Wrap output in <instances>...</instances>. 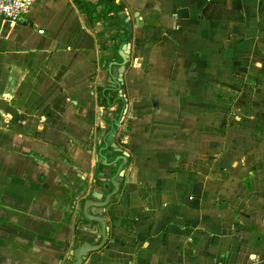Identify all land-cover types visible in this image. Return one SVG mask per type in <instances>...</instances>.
<instances>
[{
    "label": "crops",
    "instance_id": "0c3cea01",
    "mask_svg": "<svg viewBox=\"0 0 264 264\" xmlns=\"http://www.w3.org/2000/svg\"><path fill=\"white\" fill-rule=\"evenodd\" d=\"M119 121L124 180L83 264H264V0H36L0 19V264L100 241L82 207L112 189L122 153H99Z\"/></svg>",
    "mask_w": 264,
    "mask_h": 264
},
{
    "label": "water",
    "instance_id": "95a60500",
    "mask_svg": "<svg viewBox=\"0 0 264 264\" xmlns=\"http://www.w3.org/2000/svg\"><path fill=\"white\" fill-rule=\"evenodd\" d=\"M125 13V11H118L117 14L118 16H123V14ZM136 18V22L139 23L138 18L139 15L136 14L135 15ZM131 20V18L127 19V22H129ZM118 38H121V35H118ZM131 45L130 43H128L127 41H125L124 45H123V52L120 54L121 58L123 60V64L119 67V71L115 68L113 71V75H118L121 74L123 75L127 64H128V60H129V49H130ZM119 79L118 84L114 87L117 88H121L122 91V95L123 97L125 96V89H123V78H117ZM113 78L110 79L109 83V87L112 88V82H113ZM108 87V88H109ZM124 99V98H123ZM121 123L119 122H114V125L112 127V131L110 132H106V133H102V137H105L107 134V137H105V147L100 149V153H99V157H103V152L106 151L107 152V156H108V160H109V164L113 163V158H114V154L116 153H122V156L115 161V163H117L118 161H121L118 169H116L115 173L112 175L111 177V184H112V189L107 193L106 196H104V194H100V193H96L94 192L92 194V197L87 199L84 203V206L82 207L83 209V215L84 217L90 221V222H95L100 224L101 226V233H102V237L100 239V241L96 244V245H90V244H84L80 247H76V249H74L73 251H71L70 253V257L68 258V261H73L75 260L73 263L71 264H83L84 261L87 259V257L96 251L101 250L107 243L108 238H109V231L110 228L108 227L105 218L103 217L104 214V208L107 207L113 200V197L119 192L120 187L122 185V182L124 180V174H125V170L127 168V163H128V158L129 155L127 153H125L121 148L118 147V145L115 142V138L116 135L118 134V128H120ZM113 163V164H115ZM92 223H88L86 225H84V227H87L89 229H93L94 225H92Z\"/></svg>",
    "mask_w": 264,
    "mask_h": 264
},
{
    "label": "built area",
    "instance_id": "2783aa9c",
    "mask_svg": "<svg viewBox=\"0 0 264 264\" xmlns=\"http://www.w3.org/2000/svg\"><path fill=\"white\" fill-rule=\"evenodd\" d=\"M36 0H0V19L13 23L26 20Z\"/></svg>",
    "mask_w": 264,
    "mask_h": 264
}]
</instances>
